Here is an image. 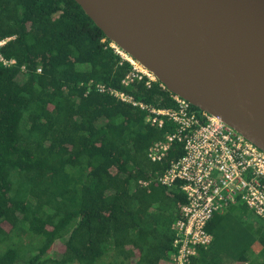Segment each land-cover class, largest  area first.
Listing matches in <instances>:
<instances>
[{
  "label": "trees",
  "instance_id": "16d2710c",
  "mask_svg": "<svg viewBox=\"0 0 264 264\" xmlns=\"http://www.w3.org/2000/svg\"><path fill=\"white\" fill-rule=\"evenodd\" d=\"M7 38L2 52L17 63L0 62V264L170 260L186 197L181 182L157 178L183 144L152 162L149 147L173 124L152 126L96 85L158 106H173V94L160 82L123 84L131 63L75 0H0ZM208 231L193 264H264V218L246 205L216 214Z\"/></svg>",
  "mask_w": 264,
  "mask_h": 264
},
{
  "label": "water",
  "instance_id": "95a60500",
  "mask_svg": "<svg viewBox=\"0 0 264 264\" xmlns=\"http://www.w3.org/2000/svg\"><path fill=\"white\" fill-rule=\"evenodd\" d=\"M106 38L264 151V0H75Z\"/></svg>",
  "mask_w": 264,
  "mask_h": 264
},
{
  "label": "built area",
  "instance_id": "2783aa9c",
  "mask_svg": "<svg viewBox=\"0 0 264 264\" xmlns=\"http://www.w3.org/2000/svg\"><path fill=\"white\" fill-rule=\"evenodd\" d=\"M9 39L0 40V62L14 66L16 59L7 58L2 52ZM110 45L122 61L132 65L123 84L144 81L151 87L160 82L120 47L114 43ZM37 71L41 72V68ZM160 86L166 89L161 82ZM96 88L146 111L147 121L152 126L163 128L167 121L173 124V131L167 132L165 139L149 147L148 158L152 162L164 161L173 143L183 144L184 155L173 159L157 178L168 188L181 182L180 188L186 197V203L182 204L173 223L175 236L171 259L174 264H193L199 248H208L213 241L214 237L208 231L209 222L230 206L246 205L264 218V151L258 146L216 116L196 108L180 96L173 94L174 105L167 107L138 101L100 83ZM140 182L147 184V181Z\"/></svg>",
  "mask_w": 264,
  "mask_h": 264
},
{
  "label": "crops",
  "instance_id": "0c3cea01",
  "mask_svg": "<svg viewBox=\"0 0 264 264\" xmlns=\"http://www.w3.org/2000/svg\"><path fill=\"white\" fill-rule=\"evenodd\" d=\"M250 211L256 216V214L252 210H250ZM160 264H174V263H173L172 259H170V260L163 259V260L160 261Z\"/></svg>",
  "mask_w": 264,
  "mask_h": 264
},
{
  "label": "rangeland",
  "instance_id": "374dc122",
  "mask_svg": "<svg viewBox=\"0 0 264 264\" xmlns=\"http://www.w3.org/2000/svg\"><path fill=\"white\" fill-rule=\"evenodd\" d=\"M256 251H259V249H258V248H256ZM256 256H257V253H256V252H254V253H251V255H250V259H249V260H251V259L255 258ZM19 264H21V262H19Z\"/></svg>",
  "mask_w": 264,
  "mask_h": 264
}]
</instances>
